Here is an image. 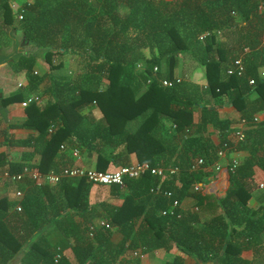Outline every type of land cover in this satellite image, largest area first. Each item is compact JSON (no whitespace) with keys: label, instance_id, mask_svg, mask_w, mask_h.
Segmentation results:
<instances>
[{"label":"trees","instance_id":"trees-1","mask_svg":"<svg viewBox=\"0 0 264 264\" xmlns=\"http://www.w3.org/2000/svg\"><path fill=\"white\" fill-rule=\"evenodd\" d=\"M212 2L26 0L14 10L11 0H0V52L14 40L15 33L21 32L25 41L46 50L48 62L54 51L69 50L78 52L80 65L75 80L52 76L48 91L54 100L44 105L29 103L25 119L17 125L5 126L0 118V171L15 173L30 166L13 162L10 149L15 146L32 147L24 159L37 153L38 163L33 166L41 173L57 171L56 157L65 143H78L87 156L95 155V168L100 171H115L130 164L133 153L149 167L176 168L164 178L146 171L127 179L125 188L109 185L108 196L121 198L119 204L107 199L90 204L93 184L84 178L37 185L25 174L17 182L23 192L18 201L0 196V264L25 244L19 264H111L109 259L119 257L122 261L126 251L141 246L171 252L165 264H184L186 257L193 258L195 264H264V202L257 207L249 205L251 193L246 181L253 176L254 166L264 170L263 123L246 131L237 144L236 149L251 146L256 156L250 152L234 169L230 167L226 196L219 200L207 196L195 190L194 184L206 183L216 151L224 144L232 146L225 133L228 122L217 118L214 107H197L191 91L181 97L179 84L167 87L158 81L173 79L179 54L191 50L205 67L204 92L214 97L227 95L241 118L253 125L254 112L264 108V79L259 78L258 65L252 59L259 53L264 56V12L259 10V0ZM245 47L251 51L246 53ZM237 57L243 59L244 73L227 74ZM161 59L166 71L158 69L154 76L153 66ZM2 60L19 79L27 80L26 86L0 97V105L7 107L37 91L40 77L33 70L34 54H0ZM137 62L144 69L136 70ZM260 63L264 65V59ZM250 77L255 79L254 85L248 83ZM252 91L256 97L248 101ZM94 107L102 114L99 119L94 117ZM194 107L201 112L197 128L208 122L220 127L217 145L194 135ZM165 121L174 130L175 141L160 134ZM51 124L55 129L48 132ZM16 126L36 133L16 139L10 133ZM253 140H257L254 147ZM195 157L203 158L204 163L192 170ZM157 185L174 191L180 203L183 198L193 199L197 210L179 207L173 215H162L170 201L150 191ZM205 208L214 212L202 220ZM95 219L105 220L109 227L97 225ZM114 229L122 236L116 246L111 242ZM57 254L60 257L55 261Z\"/></svg>","mask_w":264,"mask_h":264},{"label":"crops","instance_id":"crops-1","mask_svg":"<svg viewBox=\"0 0 264 264\" xmlns=\"http://www.w3.org/2000/svg\"><path fill=\"white\" fill-rule=\"evenodd\" d=\"M24 0L23 2H25ZM171 1V0H167ZM221 3V0H213L212 4L213 5H218ZM12 4V2H11ZM13 9L14 5L12 4ZM261 11V9L259 8ZM263 12V11H262ZM240 17H236V21L240 22ZM238 32V30H235ZM230 32V31H226ZM232 32V31H231ZM19 33V32H17ZM15 33V36L16 34ZM229 35L230 38V34ZM14 36V40L10 42L9 45L1 50L0 54L1 55H10L13 54L14 52L17 53H24V54H34L35 55V62L33 65V70L34 72L40 77L39 84L37 87V91L34 93H27L25 98L16 103L9 104L6 109H7V117H8V124L7 126L11 123L13 125H17L21 121H23L26 117L25 113V107L22 103L23 101L28 98L30 95H36L39 97V101L36 102L40 105L46 104L50 100H54V95L50 93L49 87L52 84V76H65L69 78V80L74 79L77 77L78 72L76 70L78 69V52H73L69 50H60V51H54L52 56L50 57L51 61L48 62V59L46 57V50H42L38 47H36L33 43L27 42L24 40L22 34H21V39L20 41H16V37ZM225 34L223 33V38ZM202 37V36H201ZM264 36H262V42L261 45H264ZM258 50H261L260 48ZM244 51L246 53H249L251 50L247 47L244 48ZM253 51V50H252ZM257 57L252 58L254 62L258 65V76L261 79H264V76H261V72H264V65L260 63L264 59V56L259 53ZM160 63L157 65H154L157 67L156 75L158 72V69L160 70L161 73H164L166 71V63L164 59H161L159 61ZM141 63V62H137ZM8 62H2L0 63V67L4 65H8ZM142 64V63H141ZM37 65H40V68L37 67ZM55 66V67H52ZM143 68L144 65L142 64ZM153 66V67H154ZM59 70H62L59 71ZM137 70V66H136ZM153 72V71H152ZM72 73V74H71ZM14 75V72H13ZM155 75V76H156ZM12 76V75H10ZM4 79L1 80V83L3 84L0 86L2 88V95H10L20 87L26 86L27 80L24 79H19L14 78L13 82L9 77H4L1 76ZM174 78H180V82L176 83L177 85L179 84V96L181 97H187V93L191 91L190 96L192 97L193 101L197 104V107L201 106H207V107H214L217 110V118L221 121H227L228 122V130L225 131V133H228V138L233 141L232 146L224 151L223 155L221 157H215L214 162L209 166L208 169L212 171V175L208 177V181L204 184H202L200 192L202 194H205L207 196H212L216 199H222L226 196L228 188L230 186V174H229V169H230V163L233 158H236L239 162L244 161L246 158L250 156V148H242V149H236L237 144L239 141H237V138L235 136V130L237 127L241 126V120L244 118H241V115L238 110L233 106L231 101L229 100V97L227 95H220L217 97H214L209 94V92L206 90L204 92V89H207L206 87V77H205V67L200 63L198 59H196L195 55L192 54L191 50L185 51L181 54H179V60L176 66V69L174 71ZM173 78V79H174ZM159 79H164V78H159ZM158 79V81H159ZM4 80L5 83H4ZM175 85V84H174ZM254 85V84H253ZM185 94V95H184ZM256 97V94L254 91H252L248 95V101L253 100ZM197 107H194V112H193V117L194 121L196 122V128L197 124L199 123L200 117H201V112ZM87 110H84V112ZM93 113L94 117L99 119L102 114L98 109L95 107L93 108ZM254 116L258 117V122L253 123V125H250L245 128V132L248 131L249 129H256L258 124L264 125V108L257 110L254 112ZM1 118V117H0ZM2 119V118H1ZM247 121V120H246ZM249 122V121H248ZM250 124V123H249ZM195 127V126H193ZM169 128V129H168ZM173 129L170 126L168 121L164 122V128L160 132V134H163V137L168 140H172V135H173ZM10 133L19 140L27 139L30 135L35 134L36 131L34 129H29V128H24L20 126H16L12 129H10ZM220 127L219 128H214L212 123L208 122L205 126L202 128H197V131L194 133L195 136L200 137L202 141H209L212 145H217L221 139L220 137ZM175 134V132H174ZM256 138L259 139V137L253 133ZM171 135V136H170ZM176 135V134H175ZM174 139V138H173ZM176 139H174L175 141ZM255 140V138H254ZM253 140V142H254ZM257 143H251L252 147H254ZM66 144V143H65ZM62 145V144H61ZM60 145V146H61ZM178 143V147H179ZM250 145V144H249ZM71 148H76L77 151H79V157L77 156L74 158L71 155ZM220 150V149H219ZM217 150L216 152H218ZM32 151V147L30 146H15L11 147L10 149V156L13 162H25L26 164H29L31 167L36 168L35 164L38 163V155L37 153L34 152V156L32 157H27V159H24V156L29 154V152ZM255 153V152H251ZM256 156V153H255ZM95 155L92 156H87L85 152L80 151V148L78 147V143L68 145L66 144V147L58 151L57 157H56V162L57 165L59 166V169L62 167L70 166V165H77V166H82L86 168H95ZM198 158V157H195ZM194 158V159H195ZM71 161H67V160ZM72 162V163H71ZM139 162L136 154L133 153L130 155V164H135ZM214 164L219 165V170H215ZM96 169V168H95ZM253 176L251 178H248L246 181H248V188L251 193V198L249 201V205L252 207H257L259 204H262L264 202V170L259 168L258 166H254L253 168ZM6 171L5 169L3 171H0V196H7L10 198L11 201H18L19 198L15 195V191L18 190V183L13 182L10 179L6 178L3 176V172ZM262 177V178H261ZM257 179L260 181L256 183ZM95 186V187H94ZM101 185H95L93 184L91 192L94 197V199L97 201L107 199L108 202H111L113 204H119L121 202V198L117 197H110L108 196V188L107 191L102 190L99 188ZM107 192L106 195H102L101 191ZM125 189H123V192L125 193ZM91 194V193H90ZM190 198H183L182 204H181V210H189V209H195L197 210V205L195 201L190 200L191 204L189 203ZM193 204V205H192ZM192 206V208H191ZM213 210L211 209H204L201 211V216L202 220L208 219L210 216L213 215ZM100 219H95L94 221L96 224L98 223ZM136 228V227H135ZM54 241V236L50 237ZM122 238L120 232L118 230H112L111 233V240L116 242L120 241ZM141 246L139 248L142 249ZM27 248V244H25L22 247V250H20L18 253H16L13 256V262L14 264H19L21 261V252H24V249ZM142 251V256L140 257H135L133 254V251H126L124 257V260H120L121 258H116L115 262L113 264H134L135 260L137 261L136 264H165L166 261L169 259L168 255H171L170 253H166L162 249H157V248H143ZM65 252L68 254L69 251L65 250ZM122 257V256H121ZM122 257V258H123ZM135 257V258H134ZM184 264H195V260L191 257H186L184 260Z\"/></svg>","mask_w":264,"mask_h":264},{"label":"built area","instance_id":"built-area-1","mask_svg":"<svg viewBox=\"0 0 264 264\" xmlns=\"http://www.w3.org/2000/svg\"><path fill=\"white\" fill-rule=\"evenodd\" d=\"M260 4H259V8L261 9V11L264 12V2L262 0H259ZM22 16L19 15V18H21ZM264 40V38H263ZM137 68L142 70L144 69L141 63H137ZM153 75L155 76L156 71H157V67L154 66L153 69ZM245 71V65L243 62L242 57H237L236 59L233 60V62L231 63V65L227 68V74H236V75H242ZM261 76H264V72H261ZM151 79H147L146 83H150ZM159 82L163 85V86H173L174 84L180 82V78H174V79H159ZM248 83L250 85L255 84V79L253 77H250L248 79ZM39 101V97L36 95H30L28 96V98H26L23 101V105L27 106L29 103L31 102H38ZM253 123L258 122V117L254 116L252 119ZM54 124H51L49 126L48 132H52L55 129ZM250 126L249 122L246 121V119H242L241 120V126L237 127L235 130V136L237 138V141H242L245 137V128ZM61 149L65 148L66 145L62 144ZM227 149H229V147L226 146V144H224V148L220 149L217 152V157H221L224 153V151H226ZM71 155L76 158L77 156L79 157V151H77L76 148H71ZM204 163L203 158L198 157L197 159L194 160V163L191 165V169L194 170L200 166H202ZM238 165V160L236 158H233L231 160L230 163V167L231 168H235ZM215 166V170H219V165L214 164ZM146 171H150L151 174H155L158 175L162 178H164L165 176H169L175 173L176 168L174 167H149L147 163H140L137 162L135 164H127V165H123L121 166L119 169L115 170V171H100L97 170L95 168H86V167H82V166H77V165H73V166H66V167H62L59 170H50L46 173H41L37 168L25 165L23 167V170L20 172H15V173H10L9 171H4L3 172V176L10 179L13 182H18L20 179H22V177L25 174H28L31 176V178L36 182L37 185H39L42 182H46L48 184H58L62 179L65 178H84L86 181L91 182L92 184L95 185H101V186H109V185H118L121 188H125L126 184L125 181L127 179H133V178H138L140 177L142 174H144ZM202 187V184L199 183H195L194 184V189L200 191ZM151 192H155V193H161L163 196H165L166 198L169 199V204L168 207L164 210L161 211L162 215H173L174 214V210L176 208L181 207V203L179 202L178 199H176L174 196V191L170 190V189H162L160 187V185H157L156 187H152L150 189ZM15 195L20 199L23 195V192L21 190H16L15 191ZM17 210H20V206H17ZM177 216H179V214H177ZM97 225H104L106 227H109V224L106 223L105 220H99ZM91 229H93V226L91 227ZM91 235V232H90ZM144 247L138 248V249H134L133 250V254L135 255V257H140L142 256V251ZM60 257V254H57L55 261H57V259Z\"/></svg>","mask_w":264,"mask_h":264},{"label":"rangeland","instance_id":"rangeland-1","mask_svg":"<svg viewBox=\"0 0 264 264\" xmlns=\"http://www.w3.org/2000/svg\"><path fill=\"white\" fill-rule=\"evenodd\" d=\"M23 1H24V0H11L12 4L14 5V8H15L14 10H17V9L21 6V4L23 3ZM15 37H16V41H20V39H21V32L17 33ZM12 41H13V40H11L10 42H12ZM4 48H8V47H6V45H5V47L3 46V47H2L3 51H4ZM146 51H147V50H146ZM154 51H155V50H154ZM37 67L40 68V65H37ZM79 68H80V65H79V63H78V69L76 70V72L79 71ZM59 71L62 72V70H59ZM71 74H72V73H71ZM10 75H12V76H10ZM1 76L9 77V78L12 80V82H13V79H14V78H17V77H18V75H16L15 73H14V75H13V70H12V69L10 68V66H8V65H4V66L0 67V86L3 85V84L1 83V80L4 79V78L1 77ZM16 76H17V77H16ZM5 81H6V80H4V83H5ZM1 148H2V146H1ZM1 148H0V149H1ZM166 168H168V167H166ZM261 178H262V177H261ZM259 181H260V180L257 179L256 183H258ZM247 184H248V181H247ZM94 187H95V186H94ZM99 188L102 189V190L107 191L108 186H99ZM102 190H100L101 193H102V195H103V196L106 195L107 192H104V191H102ZM90 193H91V194H90V204H95V203L99 202V201L96 202V200L94 199V197H93V195H92V192H90ZM103 200H104V199H103ZM190 200H191V199H189V203H188V204H191ZM100 201H102V200H100ZM192 203H193V199H192ZM192 205H193V204H192ZM191 208H192V206H191ZM111 242L113 243V246H116V245L119 244V241L114 242V241L111 240ZM170 257H171V256L168 255V258H170ZM108 261L111 262V264H113V263L115 262V260L112 261L111 259H109Z\"/></svg>","mask_w":264,"mask_h":264},{"label":"water","instance_id":"water-1","mask_svg":"<svg viewBox=\"0 0 264 264\" xmlns=\"http://www.w3.org/2000/svg\"><path fill=\"white\" fill-rule=\"evenodd\" d=\"M10 55H12V54H10ZM10 55H6V57L7 56H10ZM2 62H7V61H3L2 60ZM2 62H0V63H2ZM2 96V88H0V97ZM0 117L2 118V120H3V122H4V124H5V126H7V124H8V117H7V109H6V107H2L1 105H0ZM22 250V249H21ZM20 251V250H19ZM18 251V252H19ZM17 252V253H18ZM15 255V254H14ZM21 255H23V252H21L20 253V256ZM22 257V256H21ZM13 257L12 258H10L5 264H14V262H13ZM199 264H215L213 261H208V262H206V263H203V262H201V261H199Z\"/></svg>","mask_w":264,"mask_h":264}]
</instances>
